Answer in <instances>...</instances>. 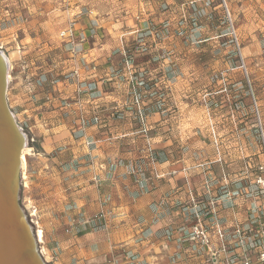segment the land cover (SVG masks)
<instances>
[{
	"label": "rangeland",
	"instance_id": "374dc122",
	"mask_svg": "<svg viewBox=\"0 0 264 264\" xmlns=\"http://www.w3.org/2000/svg\"><path fill=\"white\" fill-rule=\"evenodd\" d=\"M71 27L74 36L61 35ZM0 48L11 60L7 103L29 147L26 176L20 172V205L47 264L57 263L62 232L71 231L57 222L71 178L67 147L47 152L42 142L45 113L59 95L50 89L61 82L68 63L75 68L64 78L78 77L82 111L99 93L111 97L118 87L110 83H124L127 99L120 104L141 123L139 132L146 126L157 132L158 126L142 122L136 94L143 112H158L176 125L180 157L222 158L226 152L242 161L238 170L229 166L231 174L246 180L264 165V0H0ZM95 56L115 66L101 90L88 80L103 65ZM83 60L89 74L79 81ZM82 120L84 133L90 120ZM231 127L234 132H225ZM195 137L210 146L190 144ZM135 259L126 254L114 264Z\"/></svg>",
	"mask_w": 264,
	"mask_h": 264
},
{
	"label": "crops",
	"instance_id": "0c3cea01",
	"mask_svg": "<svg viewBox=\"0 0 264 264\" xmlns=\"http://www.w3.org/2000/svg\"><path fill=\"white\" fill-rule=\"evenodd\" d=\"M88 33L84 31L82 35ZM87 44L84 42L83 47ZM96 57H101L98 62L103 65L93 75L95 78L88 80L101 90L104 76L115 66L108 64L105 57ZM87 62L83 60V68L78 71L79 81L88 77ZM76 66H80V59ZM65 67L61 82L50 89L59 91V95L55 92L56 97H51L53 107L45 113L47 127L42 141L47 152L60 145L67 147L64 161L71 176L63 193L66 200L61 219L57 221L60 228L71 231L62 232L56 264H114V260L123 261L126 254L137 255L130 264H207L200 251L201 256L196 257L188 253L191 244L179 240L181 228L191 225L195 212L209 200L220 199L228 188L234 190L250 183L251 179L246 180L241 173L231 174L229 166L235 165L238 170L240 158H230L226 152L222 158L215 154L180 157L183 144L178 140L176 125L155 111L148 112L146 118L158 126L157 132L150 133L149 143L147 136L139 132L142 125L134 119L133 112L125 111L120 104L127 99L124 83H110L118 87L111 90L112 96L99 93L94 103L88 102L84 105L88 109L82 111L76 101L78 77L72 74V78H64L75 67L70 63ZM82 117L90 120L85 134L80 131ZM226 129L225 132L235 131L233 127ZM191 143L210 146L196 137ZM206 179L211 180L209 195L204 187ZM234 202L218 205L222 221L245 219V200L239 197ZM100 212L105 215L98 217Z\"/></svg>",
	"mask_w": 264,
	"mask_h": 264
},
{
	"label": "built area",
	"instance_id": "2783aa9c",
	"mask_svg": "<svg viewBox=\"0 0 264 264\" xmlns=\"http://www.w3.org/2000/svg\"><path fill=\"white\" fill-rule=\"evenodd\" d=\"M227 14L230 17L228 8ZM61 35L74 36L75 32L71 27L62 31ZM135 101L139 105L138 115L144 123L147 121V114L143 112L137 94ZM149 131L150 128L146 126L140 132L147 136L149 143H152ZM224 180L225 185H228L227 175L224 176ZM204 187L206 193L211 194V180L206 179ZM239 197L245 200L247 213L245 219L222 221L218 214V205L234 204L235 199ZM195 217L191 225L181 228L179 238L181 242H190L191 248L188 253L192 257L203 254L207 264H264V165L259 166V171L254 174L247 186L239 185L234 190L226 189L220 199L209 200L203 209L197 210Z\"/></svg>",
	"mask_w": 264,
	"mask_h": 264
},
{
	"label": "water",
	"instance_id": "95a60500",
	"mask_svg": "<svg viewBox=\"0 0 264 264\" xmlns=\"http://www.w3.org/2000/svg\"><path fill=\"white\" fill-rule=\"evenodd\" d=\"M8 111L0 76V264H47L37 233L20 205L21 152L11 139L10 132L16 134L17 125Z\"/></svg>",
	"mask_w": 264,
	"mask_h": 264
},
{
	"label": "bare ground",
	"instance_id": "6f19581e",
	"mask_svg": "<svg viewBox=\"0 0 264 264\" xmlns=\"http://www.w3.org/2000/svg\"><path fill=\"white\" fill-rule=\"evenodd\" d=\"M10 70H11V60L9 56H7V54L0 48V76H1V82L3 84V91L6 90V100H7L9 83L11 79ZM7 107L9 109L8 112L10 113L9 116L12 122H14L15 125H17L18 127V128L16 127L15 129L16 134L12 135V132H10V135H11V139L16 140L15 143L17 144V146L18 147L20 146L19 147L20 152H21L20 153V164H21V170H23L24 172V170L26 169V165H27L26 153L27 151H29V147H27V138H26L25 133L22 131L21 127L17 124L15 115L13 111L11 110L8 103H7ZM7 130H8V127H7ZM23 175L26 176V173L24 172Z\"/></svg>",
	"mask_w": 264,
	"mask_h": 264
}]
</instances>
